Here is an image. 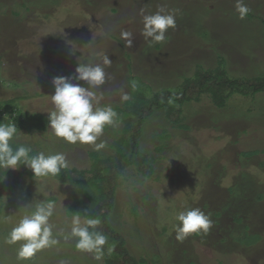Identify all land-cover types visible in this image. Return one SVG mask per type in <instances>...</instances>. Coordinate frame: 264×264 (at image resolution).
Listing matches in <instances>:
<instances>
[{"label": "rangeland", "instance_id": "rangeland-1", "mask_svg": "<svg viewBox=\"0 0 264 264\" xmlns=\"http://www.w3.org/2000/svg\"><path fill=\"white\" fill-rule=\"evenodd\" d=\"M244 3L251 17L239 19L236 0H0V104L29 95L19 101L22 113L47 116L54 108L53 78H74L78 63L90 59L100 63L94 52L112 61L99 92L101 104L113 108L123 105L122 93L150 97L175 89L197 66L213 69L219 56L231 78H262L264 0ZM161 8L165 14L179 10L176 27L167 30L166 42L149 44L142 35L143 16ZM122 30L132 32L131 47L120 38ZM76 83L87 88L86 82ZM172 98L174 93L171 107ZM181 118L188 129L171 125L162 111L147 119L138 151L154 160L153 173L145 177L130 165L118 174L109 223L129 253L146 264H264V93L233 94L222 109L203 95L181 107ZM121 127L119 121L118 127L105 128L100 140L107 146L100 151L31 129L18 130L12 142L31 146L35 154L62 152L69 169L89 170L91 153L113 155ZM70 190L52 177L21 175L12 194L2 193L0 264H106L105 255L97 261L76 249L74 239H61L27 260L17 256L19 243H5L21 216L53 197L51 222L67 227ZM192 208L209 215L213 226L201 237L192 234L179 242L175 217ZM224 236L223 254L219 239ZM238 236L243 240L230 241Z\"/></svg>", "mask_w": 264, "mask_h": 264}, {"label": "clouds", "instance_id": "clouds-1", "mask_svg": "<svg viewBox=\"0 0 264 264\" xmlns=\"http://www.w3.org/2000/svg\"><path fill=\"white\" fill-rule=\"evenodd\" d=\"M236 12L239 19H244L250 9L244 0H236ZM173 9L165 14L163 8L155 14L143 16L142 35L149 40V44L166 42L168 29L176 27V14ZM120 38L126 41V46L133 44L131 31L122 30ZM101 58L100 63L93 60L78 63L75 69V80L86 82L87 88L73 83L71 77H54L52 85L54 94L49 96L54 108L48 112L49 128L52 136L61 138L70 145H89L94 151H100L107 146V142L100 140L106 127L119 126L118 113L111 105H102L104 96L99 89L106 82L105 67L111 66L112 61L107 54L93 53ZM131 96L122 93L120 101L128 102ZM18 134L14 122H0V170L17 169L24 165L31 170L35 178L57 177L62 170L69 167V162L62 152L46 155L44 152L32 154L31 146H12L14 137ZM20 134V133H19ZM100 140L98 143L97 141ZM56 205L52 201H40L34 211L19 218L5 237V243L15 245L19 243L17 256L21 260L33 257L37 252L57 246L61 239L65 242L74 239L76 249L93 254V258L101 261L105 255L104 246L108 237L97 229L101 225L99 217L81 216L79 212L71 216L67 227H57L51 222ZM4 222L10 218L4 217ZM177 224L173 225L175 238L183 242L192 234H207L213 226V221L199 208L180 211L175 217ZM114 245L107 251L111 253ZM60 264H67L61 261Z\"/></svg>", "mask_w": 264, "mask_h": 264}, {"label": "trees", "instance_id": "trees-1", "mask_svg": "<svg viewBox=\"0 0 264 264\" xmlns=\"http://www.w3.org/2000/svg\"><path fill=\"white\" fill-rule=\"evenodd\" d=\"M247 16L251 17L249 13ZM227 66V65H226ZM224 58L217 57V65L213 69H203L197 66L191 77H186L175 89H163L154 92L150 97L143 93H135L132 102H124L121 107L116 106L114 110L118 113V120L121 122V133L115 141V152L105 158L99 157L97 153H91L93 158L92 167L89 170L64 169L57 177H52L61 186H70L71 202L68 205L66 214L72 216L79 212L81 216L99 217L101 225L97 229L108 237V242L104 246L106 264H146L144 259H135L125 248L123 237L116 233L109 223V214L112 212L115 200V191L118 186V174L126 167L134 165L143 176L149 177L153 173L152 159L139 153L140 137L143 134V127L147 119L157 111L163 112V117L173 126L188 129L183 126L181 118V107L185 103H198L201 96L208 95L213 105L217 109L226 106V101L231 95L237 94L242 97L255 96L257 93H264V77L258 79H236L228 75ZM73 83H76L75 77ZM51 93L54 94V89ZM49 93V94H51ZM175 103L170 106L171 97ZM36 96V95H33ZM39 96V95H38ZM29 95H20L9 101L0 104V122H14L17 130L31 129L43 133L47 139L52 133H48V115H35L22 113L19 101ZM5 115V118H3ZM6 120L3 122V120ZM169 135H163L162 139L167 141ZM15 148L21 144L11 142ZM159 150V149H158ZM157 151V149H155ZM257 152H249L247 155H254ZM32 154L35 151L32 150ZM154 159V158H153ZM21 175L35 178L30 169L20 165L17 169H9L5 172L0 170V198L6 190L12 194ZM46 178V177H44ZM42 179V178H35ZM55 201V198H51ZM50 199V201H51ZM0 200V214H1ZM217 217V216H216ZM238 220V219H234ZM240 220V219H239ZM236 224V223H235ZM239 224V223H238ZM215 225V223H214ZM201 237V234H194ZM223 238L219 239V248L224 254ZM228 239V238H227ZM243 240L242 237L230 239V241ZM222 243V244H221ZM114 245V250L107 257V249ZM108 246V247H107ZM107 247V248H106ZM224 258V257H223ZM189 264H194L190 263Z\"/></svg>", "mask_w": 264, "mask_h": 264}]
</instances>
